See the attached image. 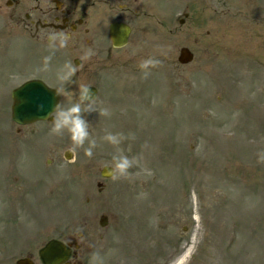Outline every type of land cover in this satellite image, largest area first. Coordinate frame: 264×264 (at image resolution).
Returning <instances> with one entry per match:
<instances>
[{"label": "rangeland", "instance_id": "1", "mask_svg": "<svg viewBox=\"0 0 264 264\" xmlns=\"http://www.w3.org/2000/svg\"><path fill=\"white\" fill-rule=\"evenodd\" d=\"M6 1L0 196H21L10 183L19 178L24 199L23 209L1 208L0 264L27 252L40 264L36 254L51 239L76 241L80 264H264V0H137L140 16L118 50L103 30L88 50L75 36L62 50L31 47L17 26L24 12ZM181 47L194 54L185 66L176 62ZM148 58L160 63L145 78ZM75 59L81 65L61 84L57 72ZM37 78L63 89L59 108L78 101L81 85L98 89L95 111L83 113L92 156L86 142L64 159L72 142L52 121L11 122V91ZM109 132L121 135L119 145L103 139ZM118 150L139 163L102 179Z\"/></svg>", "mask_w": 264, "mask_h": 264}, {"label": "flooded vegetation", "instance_id": "2", "mask_svg": "<svg viewBox=\"0 0 264 264\" xmlns=\"http://www.w3.org/2000/svg\"><path fill=\"white\" fill-rule=\"evenodd\" d=\"M7 3L24 12V19L18 22L17 26L28 35L38 49L43 48L42 50L53 46L51 40L53 35L56 36L55 46L60 45L62 37L66 36L69 40L70 37L75 36L73 38L76 48H91L97 40L95 36L98 35L99 30H103L104 35H107L111 23L121 22L129 25L130 19L139 18L142 10L137 0H129V2L126 0H27L25 3L8 0L5 4ZM91 22H100L104 25L95 30L90 27ZM84 54H88L87 50ZM18 180L19 178L10 183L18 186L17 194L21 196H0V211L2 207L7 211L17 207L23 209L24 194L19 186L21 182ZM27 188H30L29 185L26 186ZM63 242L75 244L73 240ZM29 244V242L25 244V249L30 247ZM79 251L80 245L78 250L72 248L71 256L64 264H80L77 253ZM19 258L33 259L28 252Z\"/></svg>", "mask_w": 264, "mask_h": 264}, {"label": "clouds", "instance_id": "3", "mask_svg": "<svg viewBox=\"0 0 264 264\" xmlns=\"http://www.w3.org/2000/svg\"><path fill=\"white\" fill-rule=\"evenodd\" d=\"M67 37L61 38V46H66ZM53 45L56 41V36H51ZM46 59H50L46 58ZM160 63L159 60L154 58H148L141 62L140 68L144 71V76L150 74L149 69L157 66ZM77 71V66L73 65L71 62H68L60 69L56 74V79L63 84L71 79ZM63 91V89H58L57 93ZM95 95L92 92L91 88L88 85L80 86V95L78 101L70 104L64 108H53V110L48 113V116L52 117L53 127L51 131L54 134L60 135L67 133L72 144L68 151L75 153L77 148L83 147L87 142L88 147L85 148V153L88 156H92L93 149L96 147V140L91 138V133L89 131V122L83 115L85 112L95 111ZM101 114L107 115L108 110L102 109ZM104 140L109 142L112 145H119L121 143L122 137L120 134L107 133L104 137ZM139 161L135 157H129L118 150L116 155H113L112 162L110 165H102L108 171L113 174H118L119 176L129 175V169L132 168L135 164H138Z\"/></svg>", "mask_w": 264, "mask_h": 264}, {"label": "water", "instance_id": "4", "mask_svg": "<svg viewBox=\"0 0 264 264\" xmlns=\"http://www.w3.org/2000/svg\"><path fill=\"white\" fill-rule=\"evenodd\" d=\"M129 35V28L124 25H111L110 36L112 46L122 47L126 44ZM192 54L185 48L180 50L178 62L187 64L192 60ZM96 96V90L91 88ZM54 90L46 88L41 81L29 82L19 89L13 91V105L11 109L12 119L20 125L31 124L35 121L46 120L53 108H56L59 95ZM69 156H66L68 159ZM112 175V172L104 168L101 176L106 179ZM104 220V219H103ZM104 224L102 221L101 225ZM70 250L56 241H50L39 251V258L42 264H60L69 257ZM16 264H32L27 260H20Z\"/></svg>", "mask_w": 264, "mask_h": 264}, {"label": "bare ground", "instance_id": "5", "mask_svg": "<svg viewBox=\"0 0 264 264\" xmlns=\"http://www.w3.org/2000/svg\"><path fill=\"white\" fill-rule=\"evenodd\" d=\"M184 260H185V258L183 257L181 263H182Z\"/></svg>", "mask_w": 264, "mask_h": 264}]
</instances>
